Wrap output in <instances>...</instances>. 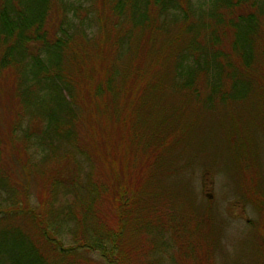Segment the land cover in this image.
Listing matches in <instances>:
<instances>
[{"label": "trees", "instance_id": "obj_1", "mask_svg": "<svg viewBox=\"0 0 264 264\" xmlns=\"http://www.w3.org/2000/svg\"><path fill=\"white\" fill-rule=\"evenodd\" d=\"M78 7L0 0V264H212L209 209L140 211L264 136V0H94L91 38Z\"/></svg>", "mask_w": 264, "mask_h": 264}, {"label": "rangeland", "instance_id": "obj_2", "mask_svg": "<svg viewBox=\"0 0 264 264\" xmlns=\"http://www.w3.org/2000/svg\"><path fill=\"white\" fill-rule=\"evenodd\" d=\"M93 1L66 0V3L80 7L68 12L62 26L65 34L79 30L85 32L88 38L98 34L94 13L87 12ZM77 28L79 30H76ZM44 146L33 150L30 159L35 162L44 150ZM230 148L226 153L221 143L214 153H210V157L214 158L212 169L205 171L195 167L185 178L187 183L180 185L179 191H172L170 196L168 190H165L166 197L160 199V202L155 200V196L151 194L152 189L149 188L150 198H146L149 206L145 207L156 204L157 208L148 213H146L147 209H143L140 214H150L148 219L150 220L155 214H184L190 211L189 208L194 207L199 209V214H204L202 209H209L210 214L214 215L216 226L219 227L215 231L217 240H215L212 264H264V220L261 217L264 212L262 213L255 203L245 197V176L248 180H253L254 170H250V167L244 168L242 163L245 156L254 160L259 172L257 183L261 189H264V136H260L257 145L247 146L239 140L231 144ZM38 185L34 177L30 179L28 187L33 207L38 203L37 194L40 190ZM182 189L187 191L186 197ZM4 198L5 195L0 193V207L6 210L7 204L3 201ZM155 220L156 218L153 221ZM150 223L148 222V225ZM148 225L144 228H149ZM138 233L145 234V232Z\"/></svg>", "mask_w": 264, "mask_h": 264}]
</instances>
